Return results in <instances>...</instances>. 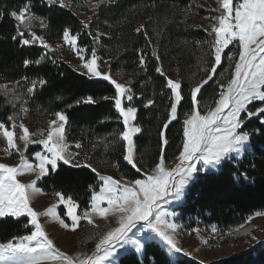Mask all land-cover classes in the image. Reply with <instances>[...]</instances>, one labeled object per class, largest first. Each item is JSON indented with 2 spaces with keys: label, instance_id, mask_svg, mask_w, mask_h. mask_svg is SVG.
I'll return each mask as SVG.
<instances>
[{
  "label": "trees",
  "instance_id": "trees-1",
  "mask_svg": "<svg viewBox=\"0 0 264 264\" xmlns=\"http://www.w3.org/2000/svg\"><path fill=\"white\" fill-rule=\"evenodd\" d=\"M202 1L105 0V3L95 9L87 22L89 28L85 29L81 23L83 20L71 6L61 7L58 4L50 5L46 0H30L31 14L47 24L42 29L48 41L60 38L64 28L68 27L72 34H80V47L87 48L88 51L97 47L100 61L108 62L114 79L130 82L133 94L131 104L138 108L134 123L141 128V132L133 138L135 155L143 169L137 172L123 160L124 142L116 136L123 130V123L110 99L115 95L114 86L102 78H90L76 71L53 51H47L37 44L21 45L19 39L14 41L12 37L16 34L17 21L8 13L18 11L28 0H0V9L5 13L3 19H0V85L20 81L19 89L26 94L24 98L27 101V113H21L16 122L25 120L29 126L46 129L52 116H55L54 113L62 111L67 116L64 134L68 150L79 153L73 164L60 162L56 170L50 169L48 174L36 182L37 188L45 193L54 194L59 191L65 196L71 195L78 202L77 210L80 213L90 207L92 191H98L101 184L98 176L89 168L74 166L82 155L88 157L93 167L113 171L129 181L142 179L143 173L154 166L160 153L158 133L166 115L168 91L165 89L164 95L160 94L165 78L155 72L157 62L151 55L152 47H145L147 41L143 32L134 31L140 25L145 26L153 45H156L166 74L175 72L177 78L183 81L185 100L178 109L177 120L169 125L165 133L168 140L164 151L166 163L178 156L183 139L182 122L185 112L190 108V78L195 74V78L199 80L203 75L198 65V50L203 48V53L209 50L208 44L198 46L196 42L214 39L211 31L194 25L195 18L205 14L201 7ZM187 6L191 7L186 12ZM39 26L40 21H34L33 28ZM89 32L93 35L89 36ZM97 32L104 34L98 42L94 41ZM139 49H144L148 54L146 70L139 66ZM225 53H232V46ZM41 56L44 59L37 65L35 61ZM25 59L33 63L25 67ZM227 61L225 56L216 77L198 95L200 107L204 103L213 102L219 91L217 81L222 79L219 73ZM230 73L229 68L225 78ZM24 76L30 80L44 79L47 83L43 86L38 84L33 94H27L28 85L21 80ZM88 95L94 97L95 104L75 103ZM105 96L109 99H103ZM148 98L154 99L155 104L144 107ZM8 99L10 97L0 93V121L7 122L8 116L13 115L14 111H20L19 102L13 109L7 102ZM257 129H260L257 119L247 122L244 130L253 133L249 142L251 150L239 160L225 161L219 171L199 173L191 181L183 203L176 208L181 220L189 219V227H213L219 233H230L244 224L253 213H264V133L256 131ZM18 133L19 129L16 131ZM75 142H79L82 147H75ZM36 149L30 147L27 153ZM58 214L67 222L63 208L59 209ZM31 231L25 216L0 218V242H5L12 236L30 234ZM239 234L243 233L238 232L237 235ZM140 263L201 264L183 256L172 261L160 244L153 241L144 244L141 260L134 252L119 259V264ZM213 264H264V241Z\"/></svg>",
  "mask_w": 264,
  "mask_h": 264
},
{
  "label": "snow or ice",
  "instance_id": "snow-or-ice-1",
  "mask_svg": "<svg viewBox=\"0 0 264 264\" xmlns=\"http://www.w3.org/2000/svg\"><path fill=\"white\" fill-rule=\"evenodd\" d=\"M47 2L50 5L59 4L61 7H69L71 0L68 4L65 0H47ZM103 3L105 0H97L92 7L99 8ZM218 3L219 15L214 17L216 23L211 25V34H214V39L196 42L198 46L202 43L208 44L209 50L203 53L202 59L198 61L203 75L199 80L195 78V74L190 78L188 92L190 108L188 112H185L182 122V146L176 157L177 162L171 167L167 166L164 155L165 146L168 144L165 133L169 125L177 120L178 109L185 100L183 81L180 78L172 79L167 76L161 56L156 45H153L145 26L140 25L134 29L136 33L143 32L147 41L145 47H152L151 55L157 62L155 72L165 78L160 94L163 96L164 90L168 91L166 115L158 133L161 142L160 153L154 166L143 173L142 179L131 181L102 175L87 162L83 165L76 163L74 165L76 167L89 168L102 183L98 191L93 189L90 209L85 210L82 216L77 214L79 205L71 195L65 196L59 191L54 193L59 198L58 204L65 206V214L70 218L71 224L66 223L59 216L55 204L43 213L36 211L30 204L29 190L32 192L42 190L36 187V181L25 184L17 178L24 172H38V176H44L50 169L56 170L58 161L66 165L73 164L79 153L69 152L68 145L65 143L67 116L62 111L55 112L56 119L48 122L49 127L46 132L32 134L23 123H16L20 114H26L28 111L25 107L26 94L19 89L21 82L0 85V93L10 97L7 102L13 109L18 102L20 104L19 112L14 111L13 115L8 116L7 122L0 121V135L7 143L5 153L10 155L12 151H15L20 157V163L17 165L0 163V218H19L26 215L30 218L28 223L34 226L30 234L12 236L5 242H0V264H115V261L110 258L125 245L134 246L136 252H141L144 248L140 239H134L130 235L138 225H140V231L147 230L154 233L173 252L190 255L179 246L176 238L178 225L167 219L169 214L163 210L162 205L183 197L186 187L197 173L206 171L209 167L220 166L226 160L234 158L233 154L239 156L246 152L253 135L252 132L244 130L247 122L253 118L257 119L260 122V129L256 131L264 133V0H237L235 4L233 0H218ZM190 7L187 6L185 11L190 10ZM30 9L31 4L28 0L18 11L12 10L8 13L18 22L16 34L12 39L14 41L19 39L21 45L39 43L46 49L54 50L43 36H38L32 31L36 20L40 21L42 28H46L47 24L41 18L31 14ZM4 14V10L0 9V19H3ZM81 23L85 29L89 28L88 23L83 21ZM21 27L25 31H20ZM79 35V33L72 34L68 27H65L62 33L65 43L72 46L81 60V67L85 69L83 74L90 78H102L114 86L115 95L110 99L113 100L118 117L123 123V130L116 134L119 140L124 142L122 158L137 172H141L142 169L135 159L136 149L133 139L135 134L141 132V128L132 123L136 120L138 108L131 104L133 94L129 86L130 82L120 83L112 77L110 72L101 71L97 63L99 58L95 47L91 49L90 58H86L85 53L88 49L77 46ZM88 35L93 34L89 32ZM101 35L104 34L97 32L94 40L98 42ZM234 41L238 42V52L226 54L225 49ZM137 51L139 66L146 70L148 54L144 49ZM225 56L230 62L231 73L226 78L224 73H219L222 79L217 81L219 91L213 98V102L204 103L203 107H200L198 95L216 77ZM43 59L44 57L41 56L35 63L38 65ZM23 63L27 67L33 61L25 59ZM21 80L28 85L27 94H33L38 84L43 86L47 83L44 79L30 80L27 76L22 77ZM140 97H143V93ZM103 99H109V97L105 96ZM125 101L128 102L127 107H125ZM75 103L95 104L96 100L92 95H88ZM154 104L155 100L148 98L144 107ZM17 129L21 133L18 137ZM33 135H40L42 138L35 141L32 139ZM17 139L23 142L25 150L31 143H39L43 146L46 152L35 153L38 159L37 164L28 162L24 151L16 143ZM75 147L81 148L82 145L77 142ZM105 204L106 206H102ZM41 215L52 217L63 228H70L73 231L76 230L81 219L94 224V215L104 220H109L111 217L115 226L97 235L95 248L91 254L76 253L72 256L61 251L49 237L39 221ZM257 215H264V213H257ZM212 231L215 232L216 229L213 228ZM204 243L207 244L208 241L205 240Z\"/></svg>",
  "mask_w": 264,
  "mask_h": 264
},
{
  "label": "rangeland",
  "instance_id": "rangeland-1",
  "mask_svg": "<svg viewBox=\"0 0 264 264\" xmlns=\"http://www.w3.org/2000/svg\"><path fill=\"white\" fill-rule=\"evenodd\" d=\"M47 1V0H46ZM108 1V0H107ZM97 0H71L70 6L74 12L79 14V17L83 20V22L87 23L91 16L94 14L95 9L92 7L94 3H96ZM234 4L237 2V0H233ZM65 3L68 4L69 0H65ZM59 5V4H58ZM201 7L205 10L204 15H198L195 18L194 25L199 28H203L204 30L211 31V25L216 23V20L214 17L219 15V3L218 0H203ZM28 15V13H26ZM18 23V22H17ZM20 31H25L23 27L20 28ZM32 31L36 33L38 36H43V29L42 27L38 28H32ZM45 41L52 46V49L47 51H53L56 55H58L64 62L69 64L71 67H73L76 71L84 73L85 69L81 67V60L78 58L76 53L74 52L72 46L65 43L63 40V36L56 39L55 41H48L44 37ZM95 41V40H94ZM37 45L41 46L39 43H36ZM97 43L95 42V45ZM77 46L78 41H77ZM232 46V53H234L236 50L239 49L238 42H233ZM42 47V46H41ZM96 48V55L99 58L97 63L99 65V68L103 72H110L109 64L107 61H100V55ZM83 48V47H80ZM203 48H199V60L202 59V54L204 50ZM226 50V49H225ZM86 58H90L91 56V50L87 51L85 53ZM230 62L227 61L226 65L224 66L221 73H224V77L226 75V72L229 69ZM112 75V73L110 72ZM168 77L172 79H177V75L175 72H171L167 75ZM221 78V76L219 75ZM95 78V77H92ZM120 83H125V81L122 79H116ZM1 84V82H0ZM128 102L125 101V107H127ZM56 119L55 116H52L51 120ZM17 124L23 123L28 129L29 132L32 134H36L38 132H46L48 130V127L46 129H40V128H34L33 126H29L25 120H21L16 122ZM133 124L134 121L132 122ZM20 131L16 136L18 137L20 135ZM138 134V133H137ZM135 136V135H134ZM42 137L40 135H33L32 139L35 141H39ZM134 138V137H133ZM250 142V141H249ZM17 145L20 147L21 150L24 151L25 156L28 158V162L31 164H37L38 159L35 156L36 152H46V150L43 148L42 145L39 143H31L27 147V149H24L23 142L19 139L16 140ZM65 143L66 139H65ZM74 146L76 145L73 143ZM68 145V143H67ZM7 147L6 140L3 138L2 135H0V163H6L9 165H17L20 163V157L19 154L15 151H12V153L6 154L4 149ZM30 147H36L37 149L32 153H27V150ZM250 145L248 147V150L246 152H249ZM69 151V150H68ZM71 153H75L73 151H69ZM244 152V153H246ZM244 153H241L239 156L236 154H233L234 158H230L226 161L230 160H239ZM136 162L138 166L141 168L138 158L135 155ZM62 161H58L60 163ZM77 163L83 165L85 162L90 163V160L87 156L82 155L80 159L76 160ZM177 162L176 158L170 162L166 163L167 166L171 167L174 166V164ZM63 163V162H62ZM224 163V162H223ZM222 163V164H223ZM92 165V164H91ZM220 166L217 167H209L206 171H201L199 173H207V172H217L220 170ZM97 171L102 175H110L113 176L116 179L122 180V181H129L126 179H123L116 175L113 171L104 170L97 168ZM142 169V168H141ZM143 171V169H142ZM197 173V174H199ZM196 174V175H197ZM43 176H38V172H24V174L19 175L17 178L25 184H28L31 181H38ZM196 177V176H195ZM194 177V179H195ZM193 179V180H194ZM99 180V178H98ZM192 180V181H193ZM100 183H102L99 180ZM191 183V182H190ZM189 183V185H190ZM188 185V186H189ZM185 189V193L183 197H181L178 200H172L168 204L162 205L163 210L168 213L167 219L175 224L178 225L177 232H176V238L179 241V246L184 249L186 252L190 253V255H185L183 252L181 253H175L173 252L167 245H165L157 236H155L154 233L148 232L147 230H144L143 232L140 231V225L137 226V229L133 230V233L130 234L133 236L134 239H140L143 244L149 241L156 242L160 244V246L168 253L169 257L172 261L179 258L180 256L190 258L192 260H195L199 263L203 261V264H213L215 262L221 261L224 258L239 254L241 252H244L250 248H252L254 245H256L259 242L264 241V215H257V213H263V212H255L252 215H250L247 218V221L242 224L238 229L233 230L230 233H219V231L213 232V227L209 228H198L194 227L191 228L188 226L189 219L181 220L180 214L178 211H176L177 206L183 203L184 197L187 191V188ZM30 194V204L31 206L38 212L43 213L47 208H49L51 205H57L56 211L58 213L60 208H63L64 215L67 218V222L71 224L70 218L66 216V208L62 204H58V197H56L54 194L51 193H45L43 191L41 192H32L29 190ZM91 203V202H90ZM102 206H106L102 205ZM90 209V207L88 208ZM87 209V210H88ZM85 211V210H84ZM78 212V215H83V212ZM60 216V215H59ZM23 217V216H21ZM25 217H27L25 215ZM28 218V217H27ZM250 218V219H249ZM30 218H28L29 220ZM63 219V218H62ZM94 224H89L86 220L81 219L79 221V225L76 228L75 231L71 230L70 228L65 229L63 228L58 221L53 219L49 216L41 215L39 217L40 223L44 226L45 231L48 233L49 237L53 239L54 243L58 248L61 249V251L67 253L68 255L75 256L76 253H86L91 254L95 248L96 243V237L100 233L106 231L109 227L115 226L114 220L110 217L109 220H104L103 218L99 217L98 215L93 216ZM32 228V231L34 230V226L29 224ZM98 226V227H97ZM243 233L237 235V233ZM134 234V235H133ZM91 237V238H89ZM207 240L208 243L205 244L204 241ZM134 252L139 260H141L143 249L141 252H136L134 246L132 245H125L124 248L118 249L117 253L114 257H111L110 259L115 261V264H119V259L121 256H124L126 254ZM142 264V263H140Z\"/></svg>",
  "mask_w": 264,
  "mask_h": 264
},
{
  "label": "crops",
  "instance_id": "crops-1",
  "mask_svg": "<svg viewBox=\"0 0 264 264\" xmlns=\"http://www.w3.org/2000/svg\"><path fill=\"white\" fill-rule=\"evenodd\" d=\"M136 135V134H135ZM77 142H75V144H76Z\"/></svg>",
  "mask_w": 264,
  "mask_h": 264
}]
</instances>
